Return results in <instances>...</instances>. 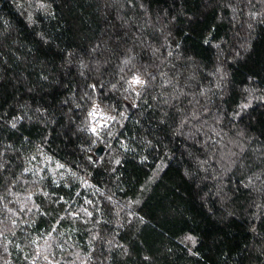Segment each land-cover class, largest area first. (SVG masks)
<instances>
[{"label": "trees", "instance_id": "obj_1", "mask_svg": "<svg viewBox=\"0 0 264 264\" xmlns=\"http://www.w3.org/2000/svg\"><path fill=\"white\" fill-rule=\"evenodd\" d=\"M0 264H264V0H0Z\"/></svg>", "mask_w": 264, "mask_h": 264}, {"label": "water", "instance_id": "obj_2", "mask_svg": "<svg viewBox=\"0 0 264 264\" xmlns=\"http://www.w3.org/2000/svg\"><path fill=\"white\" fill-rule=\"evenodd\" d=\"M101 153H102V148H101V147H98V148L94 151V155H95V156H100ZM94 155L89 156L88 159H89V160H92V157H93Z\"/></svg>", "mask_w": 264, "mask_h": 264}, {"label": "snow or ice", "instance_id": "obj_3", "mask_svg": "<svg viewBox=\"0 0 264 264\" xmlns=\"http://www.w3.org/2000/svg\"><path fill=\"white\" fill-rule=\"evenodd\" d=\"M137 82H139V81H137Z\"/></svg>", "mask_w": 264, "mask_h": 264}]
</instances>
